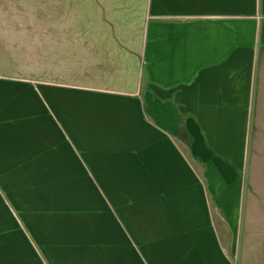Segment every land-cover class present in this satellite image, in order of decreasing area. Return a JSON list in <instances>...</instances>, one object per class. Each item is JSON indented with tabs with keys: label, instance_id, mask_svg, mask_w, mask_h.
Listing matches in <instances>:
<instances>
[{
	"label": "rangeland",
	"instance_id": "1",
	"mask_svg": "<svg viewBox=\"0 0 264 264\" xmlns=\"http://www.w3.org/2000/svg\"><path fill=\"white\" fill-rule=\"evenodd\" d=\"M146 1L0 0V73L133 89L145 41ZM263 56L264 28L259 66ZM91 67L97 69L92 78L86 76ZM261 90L247 110L250 140L246 126L237 162L218 154L217 168L206 171V163L191 153L183 118L174 132L183 153L190 152L185 158L207 200L223 264H264ZM71 158L0 157V264L220 263L208 254L183 252L190 222L174 220L183 211L163 205L165 194L172 198L180 190L146 187L149 182L137 177L131 161L105 172L104 157H92L98 165L89 173L87 165L78 167Z\"/></svg>",
	"mask_w": 264,
	"mask_h": 264
},
{
	"label": "crops",
	"instance_id": "2",
	"mask_svg": "<svg viewBox=\"0 0 264 264\" xmlns=\"http://www.w3.org/2000/svg\"><path fill=\"white\" fill-rule=\"evenodd\" d=\"M146 3L145 41L133 89L0 73V157L34 161L47 155L58 162L70 156L89 173L96 172L92 164L98 165L92 157H104L105 172L131 161L137 177L149 182L146 187L180 190L172 198L164 193L163 205L183 211L174 220L190 222L183 252L208 254L223 264L207 200L192 180L195 174L174 132L183 118L191 153L206 163V171L217 168L213 158L218 154L237 162L246 126L250 140L252 112L247 121V110L264 87V56L258 65L264 0ZM93 67L86 76H95Z\"/></svg>",
	"mask_w": 264,
	"mask_h": 264
},
{
	"label": "trees",
	"instance_id": "3",
	"mask_svg": "<svg viewBox=\"0 0 264 264\" xmlns=\"http://www.w3.org/2000/svg\"><path fill=\"white\" fill-rule=\"evenodd\" d=\"M184 155L187 157V159H188V158H189V159L191 158L190 152H188V151H185V152H184ZM189 161H190V160H189ZM209 206H210V207L213 206L211 200H209Z\"/></svg>",
	"mask_w": 264,
	"mask_h": 264
}]
</instances>
